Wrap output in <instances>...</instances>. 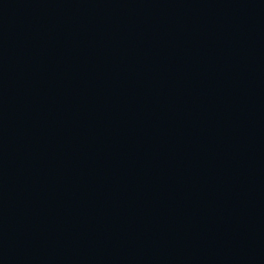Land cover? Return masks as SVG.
Instances as JSON below:
<instances>
[{
    "label": "water",
    "instance_id": "1",
    "mask_svg": "<svg viewBox=\"0 0 264 264\" xmlns=\"http://www.w3.org/2000/svg\"><path fill=\"white\" fill-rule=\"evenodd\" d=\"M0 264H264V0H0Z\"/></svg>",
    "mask_w": 264,
    "mask_h": 264
}]
</instances>
